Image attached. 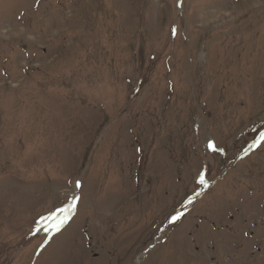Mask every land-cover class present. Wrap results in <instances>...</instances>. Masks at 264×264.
<instances>
[{
    "label": "rangeland",
    "instance_id": "1",
    "mask_svg": "<svg viewBox=\"0 0 264 264\" xmlns=\"http://www.w3.org/2000/svg\"><path fill=\"white\" fill-rule=\"evenodd\" d=\"M261 133L264 0H0V264H264Z\"/></svg>",
    "mask_w": 264,
    "mask_h": 264
},
{
    "label": "snow or ice",
    "instance_id": "2",
    "mask_svg": "<svg viewBox=\"0 0 264 264\" xmlns=\"http://www.w3.org/2000/svg\"><path fill=\"white\" fill-rule=\"evenodd\" d=\"M261 140L262 141H264V133H261ZM210 147H212V145H210ZM204 181L203 180H201V183H203ZM75 199V198H74ZM72 207H74V203H73V205H72ZM62 213L63 212H65V211H67V209H61L60 210ZM179 218V216L177 215V216H174V217H172V220L174 221V220H176V219H178ZM66 219H67V217L65 218V221H61V223H64V222H66ZM59 227V226H58Z\"/></svg>",
    "mask_w": 264,
    "mask_h": 264
}]
</instances>
